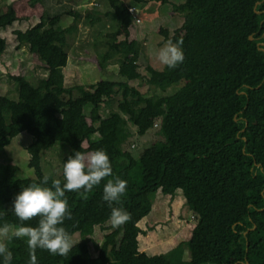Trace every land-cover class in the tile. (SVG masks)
I'll list each match as a JSON object with an SVG mask.
<instances>
[{"label": "trees", "instance_id": "obj_1", "mask_svg": "<svg viewBox=\"0 0 264 264\" xmlns=\"http://www.w3.org/2000/svg\"><path fill=\"white\" fill-rule=\"evenodd\" d=\"M104 1L114 30L99 32L93 46L98 67L116 65L120 80L65 85L68 33L59 25V14L43 12L35 24L14 30L16 48L35 54L46 74L37 84L22 74H9L16 96L0 90V149L27 132L32 137L26 147L28 166L33 171V176H21L15 163L0 164V226L19 224L11 208L22 188L40 183L45 175L49 186L54 179L63 184L68 156L103 149L113 176L127 181L119 206L131 213V221L112 228L111 209L103 200L106 181L89 193L66 192L72 219L63 227L72 239L78 236L77 244L67 256L37 249V264H264V0L179 3L180 35L160 32L165 41L183 40L185 60L175 69L162 70L138 63L139 52L128 31L117 40L120 29L131 26L129 8L137 6ZM40 2L30 0L33 6ZM19 18L7 5L0 13V31ZM6 48L0 35V55ZM133 80L162 93L144 95L130 84ZM177 83L176 91L164 94ZM153 122L158 138L135 157L128 149L131 127L142 137ZM56 143L69 147L58 176L46 174L41 165L46 150ZM179 190L195 216L188 242L154 255L140 251L138 235L144 231L138 222L150 213L158 192L173 197ZM38 219L25 224L36 226ZM97 226L106 233L101 242H93V254L90 237ZM8 247L11 264H29L26 238L12 239Z\"/></svg>", "mask_w": 264, "mask_h": 264}, {"label": "rangeland", "instance_id": "obj_2", "mask_svg": "<svg viewBox=\"0 0 264 264\" xmlns=\"http://www.w3.org/2000/svg\"><path fill=\"white\" fill-rule=\"evenodd\" d=\"M142 1V0H141ZM184 0H147L145 3H136L134 0H123L127 6H137L132 13L133 19L128 29L121 28L117 34V40L124 38L126 31L135 40L139 52V60L142 66L149 64L157 70H162L156 59L157 51L164 46L165 41L160 29H165L169 36H179L183 18L181 10L177 7ZM93 3H97L93 6ZM7 5L12 6L18 16L11 26L0 31V35L6 39L7 48L0 55V90L2 94L15 97L17 92L14 83L8 80V75H24L31 83L37 84L38 80L45 76L43 64L35 54L26 48H16L14 30H24L35 24L40 16L47 13L49 16L59 14V25L67 28L68 38L65 44L69 58L63 68L66 86L74 84L89 85L96 80L109 79L120 80L116 74V65H108L107 69H100L97 64V56L93 42L99 32L113 31L114 25L110 19L108 3L104 0H41L36 5H31L30 0H0V13ZM67 11L77 12L78 16L68 14ZM139 18V21L137 20ZM97 48V47H96ZM136 85L144 95L162 93L160 89L147 86L144 82L130 81ZM180 87V83L171 85L164 94H170ZM117 95L112 104L115 107ZM90 106L86 108L89 114ZM109 109L103 114H108ZM158 124V121H155ZM153 122L147 133L142 137L135 136V129L131 127L132 134L129 150L137 157L151 142L158 138V126ZM32 137L27 132H21L15 136L9 145L0 149V164L11 161L20 169L21 176H33V171L28 166L27 145ZM86 147L87 143L83 142ZM134 145V147H132ZM69 147L56 143L46 150L41 159V165L46 174L58 176L61 173V158L68 153ZM195 224V216L185 204V198L181 190L173 197L158 192L150 213L138 222L143 233L138 235L139 250L148 255L159 254L168 251L175 245H186L191 230ZM106 230L95 227L90 237V248L93 251V242H101ZM78 240V236L73 238ZM184 258L188 260L187 252Z\"/></svg>", "mask_w": 264, "mask_h": 264}, {"label": "clouds", "instance_id": "obj_3", "mask_svg": "<svg viewBox=\"0 0 264 264\" xmlns=\"http://www.w3.org/2000/svg\"><path fill=\"white\" fill-rule=\"evenodd\" d=\"M183 40H169L156 53L161 65L175 69L185 60ZM112 177V178H109ZM45 175L40 183H32L22 188L15 196L11 210L18 218L15 227L5 222L0 226V257L3 264H11L13 254L8 247L12 239L26 238L29 249V264H37L35 252L46 250L51 255L67 256L77 244L63 227L66 219H72L66 192L89 193L102 181L103 200L107 202L110 223L118 229L131 221V213L124 209L121 198L127 190V181L113 176L111 160L103 149L76 151L68 156L63 167V184ZM38 219L36 226H26L25 222Z\"/></svg>", "mask_w": 264, "mask_h": 264}, {"label": "built area", "instance_id": "obj_4", "mask_svg": "<svg viewBox=\"0 0 264 264\" xmlns=\"http://www.w3.org/2000/svg\"><path fill=\"white\" fill-rule=\"evenodd\" d=\"M136 11V9L134 8V7H130L129 8V12H131V13H133V12H135ZM156 124V123H155ZM157 125V124H156Z\"/></svg>", "mask_w": 264, "mask_h": 264}, {"label": "water", "instance_id": "obj_5", "mask_svg": "<svg viewBox=\"0 0 264 264\" xmlns=\"http://www.w3.org/2000/svg\"><path fill=\"white\" fill-rule=\"evenodd\" d=\"M249 39L252 40L253 37L252 36H249ZM258 45H259V48H261L260 46L262 45V43H259Z\"/></svg>", "mask_w": 264, "mask_h": 264}]
</instances>
